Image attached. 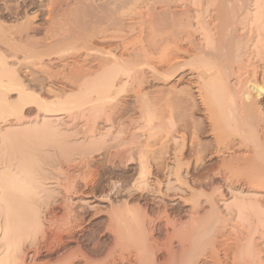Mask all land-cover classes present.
Listing matches in <instances>:
<instances>
[{
	"label": "rangeland",
	"instance_id": "rangeland-1",
	"mask_svg": "<svg viewBox=\"0 0 264 264\" xmlns=\"http://www.w3.org/2000/svg\"><path fill=\"white\" fill-rule=\"evenodd\" d=\"M42 1L0 0L1 27L10 29L9 32H21L19 35L13 32L16 36L14 40L8 36L9 40L4 36L2 39L0 35V56H7L10 66L14 64L11 69H15L20 78H24L25 84L29 86L28 90H31L28 91L31 96H20L17 91L8 92V95L2 94L5 98L0 103V113L6 111L0 114V264H17L21 258H25L27 263L32 262L35 239L40 238L39 235L49 226V203V207H54L59 214L68 212L69 218L81 216L79 227L73 232H65L67 235L64 234L62 245L55 243V247L54 244L53 248L59 247L55 256L53 255L54 258L65 253L67 249L69 251V248L79 247L84 253L95 257L92 259L102 262L105 260H102L103 255L108 254V248H115V235L119 234L124 235L123 239L127 236L124 240L126 244L122 248H128L129 245V248H174L177 252L182 248H195L185 254L186 258L191 256L192 261L198 264H233L234 250L231 249L239 247L246 251L255 241L254 248H258V256L261 257V261L259 258L257 260L264 264V158L258 154L259 148H256L260 147L262 141L258 144L261 139L254 134L256 140L253 139L247 144L240 143L238 135H234L232 131V134L229 133V125L224 121L222 124V119L213 114L216 109L210 107V104L208 106L212 109L206 107L207 102L199 89L201 80L193 69L196 67V53L191 47V43L194 49L201 45L207 47V50L211 47L197 25L202 24L201 22L203 25L204 22L210 23L211 15L219 7L222 9L225 6L224 13L220 12V8L218 13L223 14L225 19H231V23L234 20L232 9L241 10V13H237L240 14L239 20L244 19L246 11L252 18L259 12L255 3L259 0H238L245 12L236 0L235 3L233 0H226L233 2L230 5L234 8L225 0L222 1L223 4L225 2L224 5L221 0H181L182 2L173 4L172 9H175L176 19L180 22L178 29L182 32L181 41L177 37L180 33L178 35L177 31L169 28L158 29L160 35L153 41L146 37L151 35L149 30L145 36L147 27H144L142 42L145 48L153 50L149 46L154 45L159 51L160 47H164V41L169 40V51H172L171 54L177 53L178 58L160 67L157 66L158 62L156 65L157 50L151 58L135 55V50L138 52L142 46L139 41L140 27L128 19L124 21L126 24L121 20L122 23L115 28L92 26L85 29V39L80 40V47L77 44L71 47L73 50L67 44L60 47L58 41L64 36L67 39L69 34L74 36L72 34L80 31L82 24L68 25L65 29L54 27L56 31L53 29L50 33H36L33 29H27L26 16L32 17L35 12L40 13L44 9L39 7ZM32 2H35L34 5ZM144 2L139 4L144 5ZM139 4L132 10H141L143 7ZM156 7L171 21L167 17L169 6L162 7L158 3ZM227 10L231 13H226ZM165 17L164 23L168 26ZM39 23L41 22L37 21L36 24L40 25ZM26 39L28 46L36 50L37 55L33 52L28 57L29 54L25 56L22 53ZM19 41H23V44L20 45ZM41 41L44 45L40 44ZM89 42H94V47L100 50L112 49L118 64L122 61L123 65H127L123 67L128 68L129 73L125 70L128 74L118 73L123 68L118 69L122 64H116L114 67L118 72L115 74L118 76H111L116 81H109L112 80L109 79L111 77L105 76L104 71L98 67H102L104 61L101 62L103 64H98L92 55L90 57L94 61L88 58L85 62V47H90ZM174 42L178 45L183 42L179 46L184 47L185 51H176ZM18 44L23 48L19 47L22 51L18 52L19 59L16 57V60L8 47ZM128 48L131 49L130 53ZM43 51L48 54L45 53L46 58ZM131 51L136 57L128 55L132 54ZM75 64L85 65L83 68L95 71V75L92 73V77L87 78L90 82L85 81V87H80V90L67 80ZM180 64L184 66L181 68ZM152 67L157 69L153 70ZM50 73L51 78L48 77ZM102 77L108 82L102 80ZM99 81L105 83L100 84ZM260 98L264 100V95ZM69 103L70 106L67 105ZM48 112L52 116H47ZM256 154L259 161L255 160ZM66 170L71 176L68 177ZM258 175L259 178L261 175L263 177L260 182ZM72 187L76 189L72 190ZM67 190H70L69 195ZM63 206H67L69 211ZM240 242L242 246L239 245ZM44 246L43 244L40 248ZM119 247L121 248H116ZM212 248H217L215 251L218 253H214ZM225 248H230V251ZM164 253L160 251L156 257L161 258ZM41 254L42 260L49 257L45 247ZM117 261L119 264H128Z\"/></svg>",
	"mask_w": 264,
	"mask_h": 264
},
{
	"label": "bare ground",
	"instance_id": "bare-ground-1",
	"mask_svg": "<svg viewBox=\"0 0 264 264\" xmlns=\"http://www.w3.org/2000/svg\"><path fill=\"white\" fill-rule=\"evenodd\" d=\"M141 1H143V2L145 1L143 3L144 5H141L142 3L139 4V2H141ZM178 1L182 2L181 0H44L41 3H39V5H40L39 7H41V8L43 7L44 8L42 11H40V13H36L35 12V15L32 16V17L31 16H26V20L28 22V24H27L28 28L27 29H29V28H30L29 30L33 29V30H35L36 33L37 32H41V31L42 32L43 31H46L47 33H50L54 29V27H59V28H62V29L64 28L65 29V27L68 26V25L69 26H75L76 24L77 25L78 24H82L81 25L82 26V29L80 31L77 30V32L75 31V33L72 34L74 36H71L69 34V36H70L69 37L67 34H65V35H67L66 37H68V38L66 39L65 36H64L65 39L63 38L62 40H59L58 41L59 46L62 45V44H67L68 47H70V50H73L74 48L71 49V47H73L76 44H77L76 46H78L79 42H81L80 40L85 39V38H83V34L85 32L84 31L85 29H88V28L90 29V27H92V26H95V28H96V26H99V27L100 26H107V27H114L115 28L118 24L122 23L121 20H123V23H125L124 22L125 19H128V20L134 21L137 24V26L140 27V31H139V36H140L139 37V41L140 42H142V40H143L144 32L145 31H146V33H145V36H146L147 30H149L148 32L151 35H147L146 37H150L152 40L153 39L156 40L157 37L160 35L159 34V31H158V29H160V28H162V29H168L169 28L171 30L177 31V34L178 35L180 33V36H177V37L181 41L182 38H183L181 36V33L182 32H181V30L179 31V29H178L180 27V24H179L180 22L176 19V15L177 14H176L175 9L174 10L172 9L173 4L175 5V3L178 2ZM198 1L201 2L200 0H198ZM218 1L220 2V0H218ZM222 1L223 0H221V3H222ZM236 1H237L236 3L241 6V2L238 3V0H236ZM226 2H227V4L229 3V1H226ZM32 3H30V4L32 5ZM34 3H33V5H34ZM158 3H160V5H162V7H164L165 5L167 7L169 6L170 9H167L166 8L167 10H169L168 11L169 16H168V13H167V17H169L171 19V21H169L162 12H159L158 11V9L156 7V5H158ZM221 3H219V4H221ZM234 3H235V1H234ZM255 3H257V8L256 9H258L259 12H257V10H256L257 13H256V15H254L255 13H253L254 17H252V18L249 16L250 14L249 15L247 14L249 12L246 11L247 12L245 14L246 17L244 16V19L239 20L240 14L238 15L237 13H241V10L238 9V8H240V6L237 8L238 10H236V9L233 10L232 9L233 11L231 10V12H233V13H231V12H229L227 10L228 12H226V13L233 14L234 20L231 23H229V21L231 19L229 20V19L226 18L228 20V23H227L226 19L222 16L223 14L222 15L221 14L219 15L218 11H219V8L220 7L218 6L219 7L218 8L216 6V8H218V10H216V13L211 12V13H213V15H211L212 21H209L210 23H207V24H205V22H204V25H203V22H201L202 24L198 23V25H197L199 27V30H202L203 31V36L205 38V41L208 44H211V47L208 48V50H207L206 49L207 47H204V46L201 45V46H197L194 49V47L192 46V43L191 42L190 43H191L192 49L196 53V57H195V59H196V63H195L196 64V67L193 68V69H195L196 74H197V77L201 80V84L202 85L199 86V89H201V91L203 92L202 94H203V96L205 98V101L207 102V106L206 107H209L208 105L210 104V107H213L214 110L216 109L214 112L217 113V114H215L214 112H213V114L215 116L217 115V118L222 119V120H220L221 122L224 121V122H226V124L229 125L228 128H231V130L228 129L229 130V133H230V131H232V132L235 133V134L233 133L234 135H238L239 138H240L239 139L240 143L247 144L248 142L250 143V141L253 140V139L256 140L257 138L258 139L260 138L261 139V140H259L260 143L258 142V140H257V142H258V144H261V141H262V144L259 145L260 147L256 146V148L257 149L259 148V151H258L259 153L258 154H260L261 157H262V159H263L264 158V100H262L260 97L262 95H264V0H261V1L259 0V2L255 1ZM137 4L141 5L143 8H141V10H139V11L138 10H135V11L132 10L133 7L134 8L137 7ZM224 4H225V2H224ZM230 4H233V2L232 3H229V5ZM230 6H232V5H230ZM242 6H241V9L242 8L244 9V7H242ZM224 7L222 9L220 8L221 9V11H220L221 13H224L223 12V10H225ZM232 7L234 8V6H232ZM9 9H8V12H10ZM243 9H242V11H244ZM43 11H44V15H42V12ZM254 11H255V9H254ZM206 12H207V9H206ZM226 13L224 15H226ZM162 14L166 18L165 21H167L166 23L169 24L168 26L165 25L164 19H163L164 17L162 18ZM225 17H228V16H225ZM228 18H230V16ZM37 21L38 22L39 21L41 22V23H39L40 25H37L36 24ZM168 21H169V23H168ZM2 27H4V26H2ZM2 27L0 25V35H2L1 36L2 39H4L3 36L4 37H7L8 36V37H11L10 39H13L14 40V37H16L15 34H18V33L21 34V32H19V30H18V33L17 32L15 33L13 31L15 33L14 34L12 31L9 32L10 29L9 30H6L7 29L6 27L4 29ZM144 27H147V28H145L146 29L145 31H144ZM101 30H103V29H101ZM105 30H103V32ZM241 30H243L244 32L241 31ZM191 31H190V33H191ZM95 32H97V31H95ZM105 32H107V31H105ZM108 32H109V30H108ZM54 33H56V32H54ZM62 33H64V32H62ZM97 34H98V32H97ZM99 34L101 35V33H99ZM185 34H183V35H185ZM8 37H7V39H8ZM86 37H88V36L86 35ZM92 37H94V36L92 35ZM105 37H107V36H105ZM113 37H114V35H113ZM94 38H96V37H94ZM150 38H148V39H150ZM236 38L238 40H236ZM7 39L5 38V41H7ZM54 39H56V37ZM105 39L107 40V38H105ZM26 40L24 41V44H26V45H24L25 46V49H23V52H22L23 54L25 53V56H26V54L33 53V52L36 51V50L31 49L30 46H28V40H27V42H26ZM57 40H56V42H57ZM160 40L163 41L162 38ZM179 40L176 39V41H178V43L180 42ZM30 42H32V41H30ZM36 42H35V44H36ZM39 42L37 43L38 45H40V44L41 45H44V44H42V41H41L40 44H39ZM97 42H99V41H97ZM183 42H185V39L183 40ZM183 42H181V43H183ZM89 43L91 44V42H89ZM142 43H141V45H142L141 46V49H139L138 52H137V50H135V55L136 56H138V57L139 56H143L145 58L146 57L148 58L153 53H156L155 50H157V49H156V47L154 45L149 46V47H152L153 48V50H150L148 48H145L144 47V43L143 44ZM178 43L177 42H174L175 47L177 48L176 51H178V52H181L182 51L183 52V50L185 48L182 47V46H179V45H182V44L180 43L178 45ZM188 43H189V41H188ZM214 43H216V45ZM22 44H23V41H22V43L20 45H22ZM55 44H57V43H55ZM58 44H57V46H58ZM93 44H94V42H93ZM93 44H91V45H93ZM125 44H126V41H125ZM164 44H165V45H163L164 47H160L161 49H159V51L157 50L158 53L156 54L158 56L157 57V61H156V65H157V62H158L159 65H157V66H159V67H160V65L161 66H163V65L166 66L167 64H170L177 57L176 56L177 53H176V55L173 53L174 56H175V57H173V54H171L172 51H169V47H168L169 46V40H167L166 42L164 41ZM212 44H214V45L212 46ZM16 45H17V43H16ZM34 45H31V46L33 47ZM45 45H47L46 42H45ZM91 45H90V47H88L89 45H86L87 48L84 45L85 52H86V56H84L85 57V59H84L85 62H87L88 58L91 59V57L93 55V59L95 61L99 62L98 64H103L101 62L104 61V64L102 65V67L101 66H98V67L100 68V70L104 71L103 73H105L104 74L105 76L108 75L109 77H111L112 75L115 74V72H118V69L121 68V67L123 69L121 71L119 70L118 73L121 72V74H123L122 72H124V70L129 73L130 70L128 68H126V69L124 68L127 65H123L122 64V61L119 63V64H122V65H120L118 67V69H116V67H114L116 64L117 65H119V64L117 62V57L114 56V54L112 53L113 52L112 49H109L108 48L109 50L105 51V50H100L97 47H94V45L93 46H91ZM129 45H130V43L127 44V46H129ZM131 45H132V43H131ZM27 46L30 49H28ZM50 46H52V45H50ZM9 47H8V51H10L12 53V56L14 58H16V57L18 58V54H19L18 52L22 51L20 48H23V46L21 47L18 44V46H14V47L13 46L12 47L9 46ZM78 47H80V46H78ZM78 47H76V49ZM124 47H123V49H124ZM133 47L134 46L132 45V48ZM33 48H35V47H33ZM41 49H43V47ZM133 49H135V47ZM80 50H82V49H80ZM130 50L131 49H129V48L127 49L128 53H130L129 52ZM38 51H39V49H38ZM48 51H47V53H49ZM53 51H51V52H53ZM82 51H84V50H82ZM68 52H69V50H68ZM87 52L88 53L90 52L91 54L90 53L88 54ZM123 52H124V50H123ZM131 52H132V54H128V53L127 54L133 56L134 55L133 54V51H131ZM136 52H137V54H136ZM45 53L46 52H44V54ZM66 53H67V51H66ZM35 54H36V52H35ZM41 54H43V53H41ZM46 54H45V58H46ZM61 54H59V55H61ZM68 54L70 55V52ZM30 55L31 54H29L28 57ZM53 55H55V54H53ZM62 55H65V54L63 53ZM76 55L79 56V54H76ZM12 56H10L11 57V60L13 59ZM23 56H22V59H23ZM6 57H7L6 55L5 56L4 55L3 56H0V99H1L0 100V103H3V100L2 99L5 98L4 96L2 97V94H7L8 92L17 91L18 95L23 96V95H27L28 94V91H29L28 90L29 89V86L27 84H25V80H23L24 78L23 79L20 78V76L16 73V70L15 69H11L14 64L11 67L10 64H9V62H8V58H6ZM73 57H74V55H73ZM17 58H16V60H17ZM24 58H26V57H24ZM93 59H91V60H93ZM34 60H36V59L34 58ZM40 60H42V59H40ZM78 61H80V60H78ZM37 62H38V60H37ZM18 63H20V62H18ZM126 63L127 62L125 61V64ZM29 65H31V64L29 63ZM77 65L74 68L72 66V69L70 70V73L71 74L68 75L69 78L67 80H69L70 83L73 82V85H72V83H71V85L73 87L74 86L75 87L77 86V88H79V90H80V87H82V86L85 87L84 86L85 81L86 82L89 81L87 78L89 76L92 77L91 74L93 72H95V71H92L91 72L89 70L90 68L89 69L87 67L83 68L85 65L84 66H81L79 64H77ZM181 66H184V64L183 65L180 64V67ZM32 68H34V67H32ZM40 68L41 69H44L43 67H40ZM16 69H18V68H16ZM45 69L47 70V68H45ZM151 69H153V67ZM156 69L157 68H155L153 70H156ZM128 73H125V74H128ZM31 74H32V72H31ZM100 74H102V73H100ZM33 75H35V74H33ZM50 76H51V73H50V75L48 77H50ZM102 76H103V74H102ZM115 76H118L117 73L115 74ZM115 78H117V77H115ZM99 79H101V77ZM109 79H112V77L109 78ZM102 80H104L103 77H102ZM113 80L114 79L109 80V81H113ZM97 81H98V79H97ZM104 81H101V82H104ZM114 81H116V79ZM92 82H94V81H92ZM101 82L99 81L98 83L102 84ZM105 82H108V81H105ZM98 83H96V84L98 85ZM109 83L112 84L111 82H109ZM125 83H127V82H125ZM106 84H108V83H106ZM110 84H109V87H110ZM92 85H94V84H92ZM99 86H102V85H99ZM104 86H105V84H104ZM106 86H108V85H106ZM110 88H112V87H110ZM113 88H114V86H113ZM91 89H93V88H91ZM106 89H108V88H106ZM89 90H87V91H89ZM30 94H28V95H30ZM6 102H5V104H7ZM203 102H204V100H203ZM70 103L67 104V105L70 106ZM72 103H74V101ZM5 104H4V106H5ZM62 104H63V102H62ZM74 104H76V103H74ZM81 104L79 103V105H81ZM8 105H9V103H8ZM67 105H65V106H67ZM81 106H79L80 107L79 109H82L83 110V108H81ZM83 106H86V104H84ZM1 107H3L2 104H1ZM6 107H8V106H6ZM210 107H209V109H212ZM3 108H5V107H3ZM8 109H9V107H8ZM76 109H74V110H76ZM60 110H62V109H60ZM69 111H70V109H69ZM4 112L6 113V111H4ZM4 112H2V113H4ZM66 112H68V110ZM224 112H225V114H224ZM2 113H0V114H2ZM65 115H67V114H65ZM47 116L50 117V116H52V114L49 113V114H47ZM54 116H55V114H54ZM76 116H78V115H76ZM83 116H84V113H83ZM220 121H219V126H221ZM213 122L216 123V121H213ZM215 123H214V125H215ZM222 124H223V122H222ZM217 125H218V123H217ZM221 128H222V126H221ZM224 128L225 127H223V129ZM223 129H222V131H223ZM219 130H221V129H219ZM222 133H224V132H222ZM230 134H232V133H230ZM254 134H256V136H257V138L255 137L256 139L254 138ZM219 137H220V135H219ZM226 139H227V137H226ZM251 144H253V143H251ZM254 144H255V141H254ZM248 155H250V153ZM242 158H244V157H242ZM247 158H249V156ZM254 158H255V155H254ZM257 158H258V155H257V157H256L255 160L259 161ZM262 159H261V161H262ZM243 160H245V159H243ZM83 162L84 161H82V163ZM263 164H264V162H263ZM143 165H144V163H143ZM258 165H260V164H258ZM78 167H79V165H78ZM142 168L145 169V167H142ZM143 172H144V170H143ZM66 173H68L67 170H66ZM67 175H68V177L71 176V174L69 175V173ZM257 177L259 178V175ZM261 178H263L262 175H261ZM261 178H259L260 179L259 182L261 181ZM70 180H69V182H70ZM72 184H74V183H72ZM66 188L68 189V187H66ZM71 189L73 190L74 188L72 187ZM75 189H76V187H75ZM69 191L68 190L66 191V192H68L67 195H69ZM64 196H66V195H64ZM62 197H63V195H62ZM49 204L47 205L48 208L46 207L47 209L50 208V212L48 214V215H50V217H49L50 218L49 219V226L44 230V233L42 231L43 234L39 235V237L41 236L40 238L34 237V238H37V239H35V241H36L35 248L32 251L33 252L32 253L33 254L32 255L33 256L32 262L29 261L30 263L29 262L27 263L26 260H25V258H21L20 261H18L17 264H82V262H83V264H109L111 262L117 264V262H118L117 260H120L121 262H128V264H180V263L181 264H198V262H193L192 261L191 256H188V258H186L187 257V255H186L187 252H191L195 248H182V250L179 249L178 252L177 251H174L175 250L174 248H129L131 245L127 246L128 248H122L126 244V242L124 240H125V238L127 236H125L124 239H123V236L124 235L122 236V235H119L117 233H116L117 236L115 235L116 241H114L115 242V244H114L115 245L114 246L115 248H108V250H107L108 251V254H106L107 256H105V254L103 255L102 260H104V258H105V260L102 261V262L99 261V259H92L93 256L91 257L89 253H88L89 255L87 253H84V251H82L81 248H79V247L78 248H74V249L69 248L70 249L69 251H67L68 249L66 248L67 249L66 250L67 252L64 251L65 253L59 254L58 256H56L54 258V256H55L54 254H55L56 250L59 249L58 245H62V243H63L64 234L67 235V233H65V232L69 231V233H70V231L73 232L75 229H77V227H79V218L81 216L79 218H78L79 215L76 216V217H74V218H71V217L69 218L67 216V213L68 212L67 213L66 212H63L62 214H59L58 212H56V210H55L54 207H53L54 210H53L52 207H49ZM67 206H63V207H67ZM71 206H72V204H71ZM61 207H62V205H61ZM69 209H71V208H69ZM64 210H62V211H64ZM67 210H68V207H67ZM72 211H73V209L70 210V212H72ZM71 214H73V213H71ZM142 224H143V222H142ZM36 235L37 234H35V236ZM220 236H221V234H220ZM41 240H43V241H41ZM127 240H130V239H127ZM42 242L45 245L44 246L45 247V252L48 253V255H49V257H46L43 260L40 259L41 255H42L41 254V250L44 248V247L40 248L41 245H43V244H41ZM241 242L239 243L240 246H242L241 245ZM55 243L58 244L57 245L58 248H53V246H54ZM147 243H148V240H147ZM151 243H152V240H151ZM153 243L155 244L154 240H153ZM254 243H255V241H254ZM254 243H251L250 248H246L245 249L246 251H243L244 248H239V247L238 248L231 249L232 251L234 250V252H233L234 256L232 255L233 256V259H234V260H232L233 264H257V263L260 264L257 259L259 258V260H260L261 257H259L260 255L258 256V254H259L258 253V248H254L255 247V244ZM237 245L238 244H236V247H237ZM117 246H121V248L120 247L119 248H116ZM155 246L158 247L157 244H155ZM55 247H56V244H55ZM248 247H249V245H248ZM216 249L215 248L214 249L212 248L211 250L214 253L217 254L218 252L215 251ZM225 249H228V248H225ZM229 249L226 250V251L229 252L230 251ZM160 251H164L165 252L164 254H161V255H164V256L163 257L160 256L161 258H157L156 256H157V254ZM185 252H186V254H185ZM180 253H182V255H180ZM216 254L214 256L215 258H216ZM126 255H129V257L126 256ZM183 256H185L184 258H186V260H184ZM93 258H95V257H93ZM187 259H190V261L187 260ZM212 259H213V257H212ZM95 260H97V261H95ZM218 263H220V262H218ZM118 264H119V262H118Z\"/></svg>",
	"mask_w": 264,
	"mask_h": 264
}]
</instances>
